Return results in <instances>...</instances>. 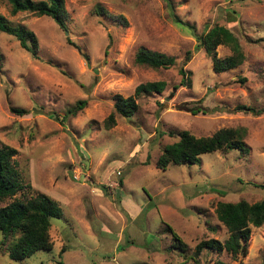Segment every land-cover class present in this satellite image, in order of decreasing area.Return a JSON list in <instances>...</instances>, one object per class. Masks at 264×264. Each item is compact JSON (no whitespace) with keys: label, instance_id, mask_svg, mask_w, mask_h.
<instances>
[{"label":"rangeland","instance_id":"374dc122","mask_svg":"<svg viewBox=\"0 0 264 264\" xmlns=\"http://www.w3.org/2000/svg\"><path fill=\"white\" fill-rule=\"evenodd\" d=\"M171 3L172 10L166 0H65L63 29L46 15H12L0 0V14L33 31L38 43L34 58L0 32V147L17 151L13 159L26 196L44 193L62 210V217L51 219L50 250L14 260L0 244V264H197L188 257L197 243L228 236L217 204L263 198L264 0ZM172 14L197 34L227 27L244 61L216 72L206 50L197 48L193 29ZM118 15L127 26L112 18ZM142 47L173 56L176 64L138 65L134 58ZM187 51L190 86L179 85ZM216 53L231 50L218 45ZM158 80L166 82L164 91L140 96L132 117L116 114L115 124L106 126L116 94L127 97L138 84ZM80 100L84 107L70 114ZM242 105L262 112L253 115L238 109ZM230 127L245 129L247 154L222 149L203 154L198 164L156 167L163 148L178 139L168 131L201 137ZM198 261L264 264V223L251 226L245 256L203 249Z\"/></svg>","mask_w":264,"mask_h":264},{"label":"trees","instance_id":"16d2710c","mask_svg":"<svg viewBox=\"0 0 264 264\" xmlns=\"http://www.w3.org/2000/svg\"><path fill=\"white\" fill-rule=\"evenodd\" d=\"M10 5L12 15L29 11L36 15H46L52 18L55 23L66 29L67 10L65 0H4ZM172 10L171 0H166ZM100 14H108L100 8ZM176 23L193 29L197 40V48H204L211 57L213 69L216 72H223L240 65L244 61V54L237 36L227 27L214 25L201 34L195 33L191 24L173 15ZM119 24L127 26L124 16H112ZM0 32L14 36L22 48L29 51L34 58H37V38L33 31L24 25H13L4 15L0 14ZM226 45L230 48L231 54L218 56L216 47ZM196 48V49H197ZM192 51L184 55L178 72L181 75L179 85L190 86L189 72L184 65L190 60ZM134 61L138 65L147 66L153 69L170 68L176 64V58L162 52L139 48L135 54ZM244 80V79H243ZM166 87L162 80L147 81L138 84L133 95L124 97L121 94L114 96L113 111L105 119L107 127L115 124V115L130 118L137 111L139 105L137 99L142 95L161 93ZM176 88L175 86L173 87ZM159 103V101H158ZM86 104L85 100L76 103L70 114H74ZM240 110H247L253 115L260 114L262 110L239 106ZM194 113L199 112V107L191 108ZM11 111L19 115L25 111L20 108L11 107ZM170 136L178 139L167 144L158 159L156 167L166 170L169 164L194 165L200 163V156L222 149H235L242 154H247L248 146L244 142L245 129L243 128H221L209 136L196 137L187 130L179 132L168 131ZM17 153L14 148L6 145L0 147V244L11 259L22 260L31 256L38 250H50L52 241L49 229L52 225V218L62 217V210L58 203L44 193L26 196L23 190L26 185L22 182L17 163L13 156ZM122 185V180L119 181ZM264 188V184L258 185ZM30 189V186L27 185ZM104 189V186L101 187ZM20 195V196H19ZM10 200L5 203L6 200ZM218 220L226 227L228 236L224 241L215 238L201 240L196 244L194 251L188 257L199 264L198 257L203 249L220 254L223 251L230 253L236 258L238 255L247 254V244L251 234V226L259 227L264 223V196L260 201L249 203L246 200L237 202H219L215 208ZM169 232L177 241V248L186 252V245L177 237L172 228L168 226ZM7 241H10L7 244ZM63 250V248H62ZM215 264H223L217 261ZM242 264V263H239Z\"/></svg>","mask_w":264,"mask_h":264},{"label":"crops","instance_id":"0c3cea01","mask_svg":"<svg viewBox=\"0 0 264 264\" xmlns=\"http://www.w3.org/2000/svg\"><path fill=\"white\" fill-rule=\"evenodd\" d=\"M125 200H127V199H125ZM121 202H122V206L124 207L125 205H124V200H123V198H122V200H121ZM124 209H125V207H124ZM138 209H140V207H138Z\"/></svg>","mask_w":264,"mask_h":264},{"label":"water","instance_id":"95a60500","mask_svg":"<svg viewBox=\"0 0 264 264\" xmlns=\"http://www.w3.org/2000/svg\"><path fill=\"white\" fill-rule=\"evenodd\" d=\"M84 161L86 162V165L88 166V161L87 160H84ZM87 166H86V168H87ZM83 176H84V174L82 175V177ZM80 180H82V178Z\"/></svg>","mask_w":264,"mask_h":264}]
</instances>
